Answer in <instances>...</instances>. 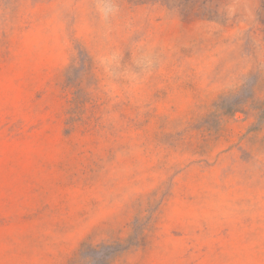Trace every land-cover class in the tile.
<instances>
[{"label":"rangeland","instance_id":"1","mask_svg":"<svg viewBox=\"0 0 264 264\" xmlns=\"http://www.w3.org/2000/svg\"><path fill=\"white\" fill-rule=\"evenodd\" d=\"M0 264H264V0H0Z\"/></svg>","mask_w":264,"mask_h":264}]
</instances>
